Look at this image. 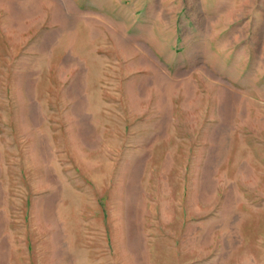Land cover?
Segmentation results:
<instances>
[{"label":"rangeland","instance_id":"374dc122","mask_svg":"<svg viewBox=\"0 0 264 264\" xmlns=\"http://www.w3.org/2000/svg\"><path fill=\"white\" fill-rule=\"evenodd\" d=\"M228 2L0 0V264H264V2Z\"/></svg>","mask_w":264,"mask_h":264},{"label":"crops","instance_id":"0c3cea01","mask_svg":"<svg viewBox=\"0 0 264 264\" xmlns=\"http://www.w3.org/2000/svg\"><path fill=\"white\" fill-rule=\"evenodd\" d=\"M190 1H192V2L197 1L198 2V7H200V11H198V12L200 14H197V16L201 15L202 14V9H201L202 8L201 7L202 6V0H190ZM260 1L264 2V0H230V2H228V4H230V6H232V7H255V6H258V3ZM191 5H192V3H190V6ZM193 15L195 16L196 14H193Z\"/></svg>","mask_w":264,"mask_h":264}]
</instances>
